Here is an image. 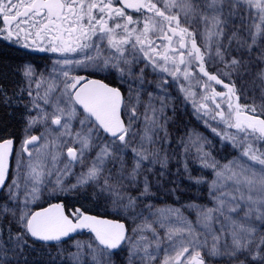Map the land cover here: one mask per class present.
<instances>
[{"label":"snow or ice","instance_id":"1","mask_svg":"<svg viewBox=\"0 0 264 264\" xmlns=\"http://www.w3.org/2000/svg\"><path fill=\"white\" fill-rule=\"evenodd\" d=\"M0 39L58 57L0 85L25 110L19 148L0 137V264L36 242L46 264H264V0H0ZM173 88L231 159L173 123Z\"/></svg>","mask_w":264,"mask_h":264},{"label":"rangeland","instance_id":"2","mask_svg":"<svg viewBox=\"0 0 264 264\" xmlns=\"http://www.w3.org/2000/svg\"><path fill=\"white\" fill-rule=\"evenodd\" d=\"M170 95L172 96V104L175 106V113H172V108L170 107L168 109L169 114H172L173 116V123L176 125H179V128L181 131H183L185 128H197L200 131H204L205 134L209 135V137L213 140V153L217 155V158L219 159H231L234 150L231 147H228L224 144L219 143V137H213L210 132L203 129V126L200 125L199 121L196 119V116L194 114L193 108L190 103H186L183 101L182 96H179L176 89H172L170 92ZM19 148V143L17 145V149ZM71 179V178H69ZM185 185L187 186V181H184ZM187 195L181 197L180 202H186L190 197H196L198 201L204 200L207 198V192L206 190L201 191L199 188H191L188 189L186 187ZM75 193H69L64 196L74 195ZM59 197V198H61ZM58 198V199H59ZM58 199H53L52 202L57 201ZM91 202L93 203L94 207L97 208L102 213H111V210L109 212H105V209L102 205H98L97 202L91 199L89 197ZM156 199L160 202L161 205H163L165 202L169 205H172L175 203V199L172 197H168L166 194L161 195L158 194ZM47 205V203L42 200L39 202L38 205L35 206L36 210L40 207H44ZM112 216L115 215V213H111ZM87 233L82 234L81 238L86 236ZM48 251H52L53 255L55 254L54 250L46 249L41 246V243L35 244L34 248L28 249L27 256H28V264H46L48 260L47 253Z\"/></svg>","mask_w":264,"mask_h":264},{"label":"trees","instance_id":"3","mask_svg":"<svg viewBox=\"0 0 264 264\" xmlns=\"http://www.w3.org/2000/svg\"><path fill=\"white\" fill-rule=\"evenodd\" d=\"M13 66V61L6 58L4 54V46L0 44V85H2L9 93L12 91V86L15 82L14 77L15 74H17L13 70ZM24 115L25 110L22 106L8 107L0 101V137H15L18 143L21 137ZM57 201H62L65 204L67 211H70L75 207H80L86 213L100 216L109 215L108 213H102L95 208L88 196H77L74 194L61 197Z\"/></svg>","mask_w":264,"mask_h":264},{"label":"flooded vegetation","instance_id":"4","mask_svg":"<svg viewBox=\"0 0 264 264\" xmlns=\"http://www.w3.org/2000/svg\"><path fill=\"white\" fill-rule=\"evenodd\" d=\"M0 44L4 46V54L6 58L13 61V70L17 73L15 74V82L12 87L21 82V77L19 76L17 69L23 67L24 65L31 64L39 71H43L45 69L50 70L54 60L58 58L54 53L38 52L32 50L31 48L21 47L20 44H17L14 40L9 42L7 40L0 39ZM80 74H87L89 75V78H97L92 77L90 73H84L83 71H81ZM106 82L120 86L118 82H116L115 77H109ZM124 87L126 88V86ZM17 144L18 143H16V148Z\"/></svg>","mask_w":264,"mask_h":264},{"label":"water","instance_id":"5","mask_svg":"<svg viewBox=\"0 0 264 264\" xmlns=\"http://www.w3.org/2000/svg\"><path fill=\"white\" fill-rule=\"evenodd\" d=\"M54 203H56V202H54ZM45 207H47V206H45ZM65 209H66V207H65ZM37 210H39V209H37ZM66 211H67V209H66ZM88 214H91V213H88ZM93 215H96V214H93ZM39 243H41V242H39Z\"/></svg>","mask_w":264,"mask_h":264}]
</instances>
